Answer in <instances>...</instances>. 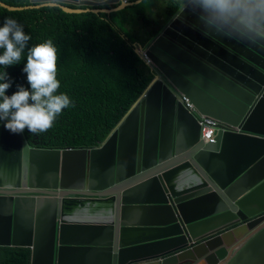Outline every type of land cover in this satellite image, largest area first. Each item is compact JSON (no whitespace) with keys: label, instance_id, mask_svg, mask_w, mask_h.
I'll list each match as a JSON object with an SVG mask.
<instances>
[{"label":"water","instance_id":"95a60500","mask_svg":"<svg viewBox=\"0 0 264 264\" xmlns=\"http://www.w3.org/2000/svg\"><path fill=\"white\" fill-rule=\"evenodd\" d=\"M30 2L0 6L132 4ZM182 6L137 49L153 80L99 147L36 148L0 121V248L31 264H264V43ZM202 116L220 122L215 143Z\"/></svg>","mask_w":264,"mask_h":264},{"label":"trees","instance_id":"16d2710c","mask_svg":"<svg viewBox=\"0 0 264 264\" xmlns=\"http://www.w3.org/2000/svg\"><path fill=\"white\" fill-rule=\"evenodd\" d=\"M0 1L14 7L39 5L30 0ZM137 1L130 0L131 5L112 13H66L51 6L9 11L0 6V26L6 18L15 19L31 37L19 64L4 69L12 80L6 95L16 92L17 85L30 89L23 72L28 49L51 39L57 49L60 81L56 94L66 93L74 105L63 109L47 132L31 134L26 129L24 137L32 146L40 149L99 147L144 94L154 75L137 53V47L148 45L184 0ZM0 264H31V251L0 248Z\"/></svg>","mask_w":264,"mask_h":264},{"label":"clouds","instance_id":"9594fccd","mask_svg":"<svg viewBox=\"0 0 264 264\" xmlns=\"http://www.w3.org/2000/svg\"><path fill=\"white\" fill-rule=\"evenodd\" d=\"M186 4L199 10L200 19L209 29L233 39L264 43V0H184L181 10ZM30 40L15 19L6 18L0 26V121H6L5 129L13 134L26 129L31 134L47 132L63 109L74 106L66 93L56 94L60 81L57 49L51 39L28 49L23 72L30 89L17 85L16 92L6 95L12 80L4 69L19 64Z\"/></svg>","mask_w":264,"mask_h":264},{"label":"built area","instance_id":"2783aa9c","mask_svg":"<svg viewBox=\"0 0 264 264\" xmlns=\"http://www.w3.org/2000/svg\"><path fill=\"white\" fill-rule=\"evenodd\" d=\"M220 122L214 118H210L207 116H202L200 125L202 127L201 130V138L206 143H214L216 132L219 130Z\"/></svg>","mask_w":264,"mask_h":264},{"label":"bare ground","instance_id":"6f19581e","mask_svg":"<svg viewBox=\"0 0 264 264\" xmlns=\"http://www.w3.org/2000/svg\"><path fill=\"white\" fill-rule=\"evenodd\" d=\"M258 200H263V202H264V193L261 194V195L258 197ZM258 206H260L259 203H258L257 205H255V207H258Z\"/></svg>","mask_w":264,"mask_h":264},{"label":"flooded vegetation","instance_id":"af4514ba","mask_svg":"<svg viewBox=\"0 0 264 264\" xmlns=\"http://www.w3.org/2000/svg\"><path fill=\"white\" fill-rule=\"evenodd\" d=\"M123 2L130 3V0H122V3H123ZM114 5H115V4H114ZM102 6H103V5H102ZM118 6H119V5H118ZM118 6H117V7H118ZM113 9H115V8H113ZM109 10H110V9H109Z\"/></svg>","mask_w":264,"mask_h":264},{"label":"crops","instance_id":"0c3cea01","mask_svg":"<svg viewBox=\"0 0 264 264\" xmlns=\"http://www.w3.org/2000/svg\"><path fill=\"white\" fill-rule=\"evenodd\" d=\"M224 160H225V159H221L220 161H224ZM3 216H4V215H2V214L0 215V217H3Z\"/></svg>","mask_w":264,"mask_h":264},{"label":"rangeland","instance_id":"374dc122","mask_svg":"<svg viewBox=\"0 0 264 264\" xmlns=\"http://www.w3.org/2000/svg\"><path fill=\"white\" fill-rule=\"evenodd\" d=\"M163 12V11H162Z\"/></svg>","mask_w":264,"mask_h":264}]
</instances>
